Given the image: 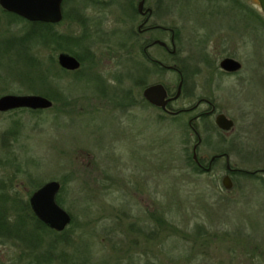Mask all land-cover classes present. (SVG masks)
Listing matches in <instances>:
<instances>
[{"label": "rangeland", "instance_id": "obj_1", "mask_svg": "<svg viewBox=\"0 0 264 264\" xmlns=\"http://www.w3.org/2000/svg\"><path fill=\"white\" fill-rule=\"evenodd\" d=\"M179 2L175 11L171 6L167 20L178 28V55L173 57L161 47L151 48L149 54L166 67H184L191 85L175 108L190 109L196 99L208 98L217 113L234 123L232 130L224 133L215 127V116L209 121L213 132H206L204 125L197 122L201 140L209 142L199 148L198 155L207 165L219 151L230 150L234 154L229 156L232 169L248 173L264 170V28L257 24V17L264 18L261 8L255 0ZM76 4L68 0L67 17L54 27L64 37L71 35L73 42L85 38L82 27L71 25V20L77 18ZM69 10L74 18L68 16ZM120 14L119 9L115 10L104 24L105 31L81 45L79 53L85 58V70L79 76L63 73L58 64L56 85L67 98L59 102L63 111L60 115L53 110L36 115L0 112V159L5 164L0 165V181L14 187L27 201L46 184H62V207L71 214L75 225L63 239L49 236L45 243L49 245L60 238L62 251L57 252L77 255L74 264H146L149 261L140 253L147 251L153 263H167L164 251H158L155 243L146 246L142 242L139 250L131 251L130 237L126 235L131 223H144L151 214L162 211L183 233L171 243L175 260L172 264H226L229 252H235L241 260L252 248L262 256V262H258L264 264V174L259 172V182L234 176L233 187L225 191L224 161L213 172L197 176L185 162V148L191 156L195 143L187 124L207 106L185 114L178 122L165 116L160 123V113L155 108H136L128 115L112 105L111 99L117 102L121 99L119 92L125 90H132L138 100L145 87L163 84L175 91L179 86V75L172 70L157 77L154 73L147 75V66H142L141 60L132 58L129 64L114 60L119 57L115 52L124 47L122 36H113L121 26L116 23ZM84 16L95 17V12L90 7ZM17 21L0 8V87L8 88L0 97L38 96L40 93H35L44 88L43 83L32 84V91L21 82L26 68L18 56L20 45L25 46L20 39L32 26ZM126 34L129 40L132 30ZM170 37L163 34L161 40L172 50ZM130 43L137 46L134 37ZM34 45L24 47L27 53L47 65L51 56L58 62L60 53L53 55L48 46ZM8 47L12 52L7 51ZM224 58L236 60L240 72L231 76L221 73L219 64ZM128 73L138 82L145 80V87L135 86L132 78L128 82ZM51 81L46 83L54 95L61 94L62 90L53 87ZM100 84L106 89L101 90ZM115 89L119 91L116 97ZM17 124L21 131L18 142L5 140L11 125ZM238 137L242 141L235 144ZM36 183L42 186L37 188ZM200 228L208 237L218 238L210 248L197 247L204 241L202 234L197 236ZM17 243H0V264L36 262Z\"/></svg>", "mask_w": 264, "mask_h": 264}, {"label": "trees", "instance_id": "obj_2", "mask_svg": "<svg viewBox=\"0 0 264 264\" xmlns=\"http://www.w3.org/2000/svg\"><path fill=\"white\" fill-rule=\"evenodd\" d=\"M4 12H5V15L8 16V18L10 19L15 18L16 20H18L17 22H19L20 24L24 22L29 23L28 21L19 18V16L17 15H11L5 10ZM66 17H67V14H66ZM257 19H258L257 24L260 25V28H264V18L257 17ZM30 26H32V29H30L31 31H28L26 35L20 39L21 43H24V45L27 48H31L32 46H35L34 44L37 43V44H41V46H45V47L48 46V48L51 49L53 55H56L58 53H62V54L69 53L75 58H79V60L82 63V66H81L82 69H80L77 73H74V75L79 76V74L83 70H85L84 68L85 58H83L82 54L79 53V49H81V45H83V42L88 38L87 37L88 35L89 36L91 35V33L87 31L84 35L85 36L84 39H79L77 40V42H73L71 35H66V37L62 36L60 32L55 31L56 29L54 28V26L48 23H45V24L35 23V25L30 24ZM25 46L20 45L22 49L20 48L21 52L18 55L19 58H21L22 63L25 64L24 66L26 68V73H23V76H22L23 80H21V82H24L26 86H29L30 90L34 91L31 87L32 84H35L38 81H41L40 83L41 84L43 83L42 85L44 88H41L35 94L40 93V95H43V97L53 101L54 105L49 110H53L57 112V114L60 115V113L63 111L60 108L59 102H61L62 97L64 100H66L67 98L64 96V90H62L58 84L56 85V82H58L56 72L59 71L57 67L58 66L57 60L51 56V58L49 59L50 64L49 65H47L46 63L44 64V62H42V60L38 56L34 57L30 55L29 53H27L28 50H25L24 48ZM140 46L141 45L132 47L130 51V55L134 56L135 58H140V56H142V51H141ZM73 49H76V50L74 51ZM7 51L12 52V48L8 47ZM120 51L124 52L125 50L123 47H119V49L115 53L118 56H120L119 55ZM132 51L134 52V55H132L133 54ZM141 65L144 66L142 63ZM62 71L65 74L70 73V72H65L63 69ZM180 71H182L183 74H185L184 67L181 66ZM163 72H167V70L164 69ZM131 78L132 77H130V79ZM48 80H52L51 82H53V87L56 85L58 89L62 90L61 94L54 95V90L46 83L48 82ZM133 81L136 82L137 86L145 87L146 83H144V81L141 80V82L140 81L138 82L135 79H133ZM100 86H101V90L106 89L105 86L101 84ZM110 88L113 89L116 87H110ZM7 90L8 88L7 89L2 88L0 90V94L1 95L5 94ZM114 91L116 95L118 90L115 89ZM131 97H132L131 98L132 102L135 103V100L137 99L135 94L132 93ZM111 101L113 102L112 104H115L116 106L121 107V105L123 104L121 100H118L116 102V100L111 99ZM65 102L68 103L69 101L67 100ZM43 111L44 110L33 112V110L19 109L18 111H15V112L11 111L10 113L18 114L19 112H23V113L30 112L36 115V114L42 113ZM178 120H182V117L176 118L175 120H171V121L174 122ZM201 123H203L202 125H204L203 127L205 131H209V132L214 131L211 129L213 126L212 124H210L208 118L205 117V119H202ZM20 134H21V131L19 130V125L18 124L16 126L11 125V128L9 129V131L4 135V139L8 140L9 138H12L14 142L17 143L19 140ZM239 141H242L241 137H238L234 143L236 144ZM187 143L188 141L186 142V144ZM206 144H209L207 139L202 141V145H206ZM218 154L234 155L233 152H231L230 150H228L227 152L219 151ZM184 156L186 157L185 162L187 164V167H189V170H191V173L195 176L201 173V171H199V169L197 168L198 166L194 165L192 161L193 157L190 156L189 150L187 147L184 150ZM3 162L4 161L0 159V165H5ZM259 172H253V173L249 172L248 173V172H243L241 170L240 172L236 173L235 176L236 177L242 176L243 179H245L246 181L259 182L261 181V179L258 177ZM40 186L42 185H38L37 183L35 185V187L37 188H39ZM12 188L5 181L3 180L0 181V243L7 242L8 240L13 242L15 240L16 242H18L17 244H19V246L22 245L23 247H25L26 251L29 252L28 256H30L33 260L34 259L36 260V262L33 261V264H60V263L66 264L67 262L69 264H74L73 262L74 260H76L77 255L69 254V253L62 254L60 252H57L58 250L62 251L61 248L63 245H62V241H60V238H55L53 242L49 245H46L45 243V238L49 236L50 237H55V235L58 237L61 236V239H63V237L66 236V233L70 232V229L72 228V226L75 225L74 219L72 218V225L69 226L63 234H60L56 231L53 232L50 230L48 225L43 224L42 222L39 221V219L36 217L37 215H35L31 209L32 206L30 205V202L25 199L20 198L21 196L15 191L16 189L14 187ZM9 189H12V190H9ZM63 192H64V188H61V192H60L61 194L58 195L57 197L58 204H60L61 207L62 205L63 206L65 205V202L63 198L61 197ZM87 215H90V214H87ZM128 219L130 220L131 217L128 216ZM120 224L123 226L122 222ZM83 227H86V226L84 225ZM126 232H128L126 235L130 237L128 238V240L133 247L131 251L134 252L135 249L139 250V247H140L139 244L142 242L146 243L145 244L146 246L147 244L149 246V244L155 243L156 249L158 251L159 249L162 252L164 251L163 252L164 259L167 263L163 261V264H170V263L172 264L175 262L173 252L171 249V243L175 242L177 238L181 236L180 234H182L183 236V233L180 231V229H178L173 224L172 219H169L166 217L165 212L163 211L161 213L159 212L155 216L151 214L149 217H147V221H145L144 223H143V220H139V222L137 223H133V224L131 223ZM201 234L203 235L202 238H204V241L203 243H200L199 245L197 244V247L204 246V247L210 248L211 247L210 244L212 243L215 244L218 241V238H214V236L208 237V233L204 232L202 228H200L197 232L198 238L200 237ZM137 235H139L140 238L138 237V238H135L134 240V237H136ZM185 237H187V235H185ZM211 238L212 240L210 243ZM246 245H249V244L247 243ZM148 253H149L148 251L141 252L140 255L141 257L145 258L144 260L146 262L149 261V263L147 262L148 264H155L153 263L152 259H150ZM244 257L245 258H242L240 260L239 257H237V255L235 254V252L232 251L227 254V260L225 261V263L226 264H243L244 262H249V264H260L258 260H261L262 258V256L256 255V252L253 248H252V251L246 252L244 254Z\"/></svg>", "mask_w": 264, "mask_h": 264}, {"label": "flooded vegetation", "instance_id": "obj_3", "mask_svg": "<svg viewBox=\"0 0 264 264\" xmlns=\"http://www.w3.org/2000/svg\"><path fill=\"white\" fill-rule=\"evenodd\" d=\"M74 4H76V10H75V14H76V19L71 20V25L72 26H76L78 24L79 27H82L83 33L85 34L87 31H91V35L87 36L89 38H95L94 36L97 35L98 32L100 31H105V23L108 22L110 20L111 14L119 9L121 11V16L120 18L117 19L116 23H118L120 27V29H118V31L113 32L114 35L113 36H122L123 39V43L122 46H124V52L120 51L119 53V57L114 58V60H120V61H124L125 64H129L131 60H133L132 58H134L136 61L137 60H141V63L144 64L145 66V72L147 73V75L153 74L156 75L157 77L162 76L163 70L168 68L166 67V64H164L162 62V60H158L157 58H155L153 55L149 54V51L151 48L155 47V48H160L161 46L159 44H157L158 42L162 41L161 40V35L165 34V35H170V42L172 43V50L169 48L168 44L167 47L168 49H165L164 47H161L162 49H164L168 54H172V56H176L178 55L177 52V45H179V33H178V28H176L174 25L170 26L169 23L167 22V20L170 17L169 13V9L171 8V6H173L174 11L176 10V8L178 7V3L179 0H73ZM143 4V5H142ZM67 5H68V0H64L63 1V22L66 18V14H67ZM142 5V6H141ZM92 8L93 11L95 12V17H89V16H84V12H86V10H88L89 8ZM111 12V13H110ZM70 14V17H73L72 12L69 10L68 12V16ZM113 16V15H112ZM74 18V17H73ZM29 22V21H28ZM62 22V23H63ZM30 23V22H29ZM35 23H40V22H35ZM35 23H30L35 25ZM131 23H133V26H131ZM41 24V23H40ZM53 26V25H52ZM57 25H55L54 27H56ZM128 30H132V35L131 38L134 37V43L135 45H141V51L142 54L144 56H140V58H135V57H130V48L133 47L130 43L131 38L128 40V36L126 33L128 32ZM90 33V32H89ZM84 38V37H83ZM87 39L85 41H87ZM85 41L83 42V44L85 43ZM166 44V43H165ZM173 46H175L173 48ZM124 53V54H123ZM80 61V60H79ZM81 62V61H80ZM82 66V63H81ZM173 68L171 69L172 71L176 72V74H178L179 76V86L181 85V82L183 80V87H182V93L179 99L177 100H173L171 103H169L165 109H161L158 106H155L153 104H150L149 102H147L146 97L144 96V92L145 90H147L148 88L151 87H145L144 91L142 93V98L140 99H136L135 103L132 102V97L131 94L133 93L132 90L131 91H122L120 94V98L119 100L122 101V105L120 106H116L115 104H112L114 106H116L118 111H124L125 114L127 113L128 115H130L132 113V110L134 109H143V108H155L156 113L159 112V118L158 121L161 123L163 121V117L167 116V118L169 120H175L176 118H180L183 117L185 114H194L197 110H199L200 108H202L204 105L207 106V109L200 113V114H195L193 118H191L188 122V128L191 131L192 135H194V147H196V143H198L199 141V146L196 148V156H197V162H193L195 166H198L197 168L199 169V171H201V173L207 174L209 172H213L217 166L218 163L220 161H224V171L226 176L231 180L232 186H233V180H234V176L236 173L240 172L241 170H234L232 169V167L230 166L231 171L228 172L226 167H228V165L226 164V158L224 156H226L227 154H217L218 157L215 161H213L211 163V159L210 158L209 161L207 162V165H204L203 160L200 158L201 156L198 155L199 152V148L202 147V140H201V136L199 135L197 129L195 126L196 123H201L202 119L208 118L210 121V118L212 117H216L219 113H217L216 107L214 105V103H212V101L208 100V98H201V99H196L194 106H192L190 109H178L175 108L176 103H179L180 100H182L187 93V90H189V86L191 84L188 77L183 74L182 71H180V69H178V67L172 66ZM127 68V67H126ZM125 68V69H126ZM82 69V68H80ZM167 71H171L166 69ZM220 71V69H219ZM221 73L227 75V76H231L233 74H228V72H222ZM128 75L130 76V74L128 73ZM187 78H186V77ZM132 77V76H130ZM130 79V78H129ZM131 79L128 81L130 82ZM143 81V80H142ZM211 82V80H209ZM141 82V81H140ZM144 83H146V81L144 80ZM156 85V84H154ZM160 84H157V86ZM163 85V84H162ZM104 86V85H103ZM135 86H137L136 82H135ZM152 86V85H151ZM179 86L176 87L175 91H171L169 88L166 87V85H164L166 91H167V97L166 99L170 100L173 99V97L177 96V92H178V88ZM139 87V86H138ZM194 87V86H193ZM114 92V96H115V91ZM117 92V94H118ZM100 93V92H99ZM188 94V93H187ZM113 96V97H114ZM112 97V98H113ZM118 99V98H117ZM147 110V109H146ZM220 115V114H219ZM178 122V121H177ZM203 124V123H201ZM214 124H215V120H214ZM216 127V125H215ZM217 128V127H216ZM218 129V128H217ZM208 132V131H206ZM192 148V151H193ZM229 155V154H228ZM191 156L193 157V153L191 154ZM230 156V155H229ZM193 161V160H192ZM264 174V173H263ZM224 177V178H225ZM223 178V179H224Z\"/></svg>", "mask_w": 264, "mask_h": 264}, {"label": "water", "instance_id": "obj_4", "mask_svg": "<svg viewBox=\"0 0 264 264\" xmlns=\"http://www.w3.org/2000/svg\"><path fill=\"white\" fill-rule=\"evenodd\" d=\"M63 1L64 0H0V8L5 10L11 15H17L19 18L29 21L30 23L40 22L41 24L48 23L50 25H58L63 22ZM250 1V0H249ZM261 12L264 14V0H255ZM143 5V4H142ZM141 5V6H142ZM161 47L168 49L167 44L160 41ZM175 46H173L174 48ZM58 64L65 72L77 73L81 68V62L79 58H75L71 54L60 53L58 56ZM173 67H168L166 69L171 70ZM220 71L228 72V74L239 73L241 66L236 60L232 59H222L221 64H219ZM183 80L178 88L177 96L173 99H166L167 91L164 85H152L144 92V96L147 102L158 106L161 109H165L169 103L173 100L180 98L183 87ZM53 101L47 99L41 95L33 96H13L12 94H7V96L0 97V112L2 114H8V112H15L19 109L23 110H33V112H38L39 110L49 111L53 107ZM216 127L221 132L231 131L234 123H232L226 116L218 114L215 117ZM199 141L196 143V147L193 148V162H197L196 148L199 146ZM220 156L213 157L210 161L211 163L215 161ZM226 158L227 171L230 172L229 155L224 156ZM260 172L264 173V170ZM255 175V174H254ZM61 183L53 181L49 184L44 185L38 191L33 193L30 199L31 209L40 222L48 225L51 231L63 234L65 230L72 225V217L69 212L63 209L60 204H58L57 197L61 193ZM222 186L225 191L231 189L232 183L228 177L222 180Z\"/></svg>", "mask_w": 264, "mask_h": 264}]
</instances>
